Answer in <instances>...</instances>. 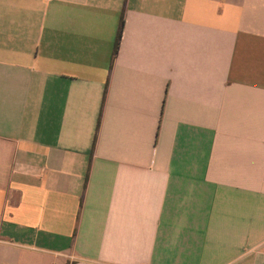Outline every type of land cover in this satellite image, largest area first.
<instances>
[{
	"label": "crops",
	"instance_id": "1",
	"mask_svg": "<svg viewBox=\"0 0 264 264\" xmlns=\"http://www.w3.org/2000/svg\"><path fill=\"white\" fill-rule=\"evenodd\" d=\"M0 264H264V0H0Z\"/></svg>",
	"mask_w": 264,
	"mask_h": 264
},
{
	"label": "trees",
	"instance_id": "2",
	"mask_svg": "<svg viewBox=\"0 0 264 264\" xmlns=\"http://www.w3.org/2000/svg\"><path fill=\"white\" fill-rule=\"evenodd\" d=\"M123 24H124V21H121V26H120V29H119V32H118V37H117L116 50L118 48L119 41H120V38H121V31H122ZM116 50H115V52H116Z\"/></svg>",
	"mask_w": 264,
	"mask_h": 264
}]
</instances>
